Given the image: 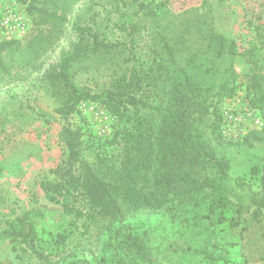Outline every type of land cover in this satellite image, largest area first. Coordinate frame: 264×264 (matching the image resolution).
<instances>
[{
    "label": "rangeland",
    "instance_id": "1",
    "mask_svg": "<svg viewBox=\"0 0 264 264\" xmlns=\"http://www.w3.org/2000/svg\"><path fill=\"white\" fill-rule=\"evenodd\" d=\"M61 22L39 24L10 52L2 53L0 71V231L18 217H25L38 232L37 247L51 258L66 251L85 250L76 264H264V209L252 218L254 206L244 192L230 197L224 222L207 212L208 199L183 205L174 212L165 209L151 215H136L115 222L107 231L102 221L74 218L59 203L48 199L41 183L53 180L51 172L62 165L66 149L60 134L64 126L79 128L91 148L83 151L91 162L97 152L118 157L121 142L115 132L125 126L99 102L82 101L76 111L63 118L55 109L66 98L60 87L45 86L42 74L58 60L61 51L73 52L91 41V35L121 46L108 54L90 53L87 68L73 77L78 87L97 93L133 70L148 76L161 75L156 63L165 59L163 44L175 53L177 62L191 59L197 64L229 66L238 75L240 88L231 99L222 100L220 130L225 139L241 140L251 129L260 128V112L245 98L249 64L241 55L217 57L208 48L212 33L232 39L238 52L252 45L264 46V0H35ZM134 26V33L130 27ZM44 35L53 44L31 58V40ZM164 76V74H162ZM158 79L152 91L155 102L162 99L167 83ZM104 115L100 114V111ZM105 116V117H104ZM229 175L244 179L258 191L264 145L231 146ZM259 171L250 175L253 166ZM249 183L250 185H248ZM239 189H236V193ZM76 202L82 207L84 202ZM233 221L237 226H231ZM245 230L241 232V227ZM120 229V231H117ZM146 231L151 262L128 249L122 234ZM56 234L67 235L64 245L54 243ZM0 264H43L19 242L0 239ZM65 264V263H60Z\"/></svg>",
    "mask_w": 264,
    "mask_h": 264
},
{
    "label": "trees",
    "instance_id": "2",
    "mask_svg": "<svg viewBox=\"0 0 264 264\" xmlns=\"http://www.w3.org/2000/svg\"><path fill=\"white\" fill-rule=\"evenodd\" d=\"M15 1L29 15L31 31L35 23L33 14L38 15L39 24L63 20L55 11L36 5L35 0ZM134 31L135 27L131 26L130 33ZM19 42L0 41V71L2 53L10 52ZM30 43L33 58L50 47L53 40L39 35ZM120 46V43H109L91 35V41L84 40L73 52L61 51L58 60L42 74L45 86H60L66 92L65 100L55 109L61 117L66 119L73 114L79 102L92 101L99 102L107 112L125 122L114 134L121 142L118 157L97 152L91 162L83 156V151L91 145L83 139L81 129L64 126L60 137L66 157L62 165L51 170L55 178L41 183L48 199L59 203L67 215L94 223L102 221L105 230L113 231L115 222L163 209L172 213L183 205L197 204L201 197L208 199L207 212L217 214V220L224 222L228 220L223 213L231 204L230 197L242 191L254 206L252 218L258 219L264 209V161L260 167L259 190H246L244 179L229 175L227 152L231 146L264 145V46L252 45L238 52L232 39L215 33L208 39V48L217 57L239 54L249 64L245 98L252 109L260 112L263 122L241 140L225 139L220 130L218 105L234 97L240 88L231 64L219 68L212 63L197 64L191 59L181 64L171 47L164 43L166 58L157 61L156 66L160 80L167 83V87L159 102L152 98L159 78L139 69L93 94L74 83V75L87 68L90 53L108 54ZM260 168L253 166L249 172L251 177ZM236 189H239L237 193ZM78 199L84 202L82 207L76 206ZM229 224L237 226L233 221ZM245 228L241 227V232ZM122 237L128 249L143 261L151 262L146 231L139 235L127 231ZM0 239L19 242L43 264H76L75 258L85 253V250L75 249L66 251L62 258L52 259L50 254L38 249L37 229L25 217L8 223L0 231ZM66 240L67 235L56 234L53 242L64 245Z\"/></svg>",
    "mask_w": 264,
    "mask_h": 264
},
{
    "label": "built area",
    "instance_id": "3",
    "mask_svg": "<svg viewBox=\"0 0 264 264\" xmlns=\"http://www.w3.org/2000/svg\"><path fill=\"white\" fill-rule=\"evenodd\" d=\"M31 23L29 15L15 0H0V41H22L30 33ZM100 114L104 112L101 110ZM257 124L262 126L261 121Z\"/></svg>",
    "mask_w": 264,
    "mask_h": 264
}]
</instances>
